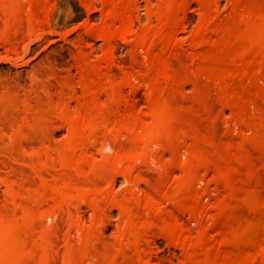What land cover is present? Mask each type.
I'll list each match as a JSON object with an SVG mask.
<instances>
[{"label":"rangeland","instance_id":"obj_1","mask_svg":"<svg viewBox=\"0 0 264 264\" xmlns=\"http://www.w3.org/2000/svg\"><path fill=\"white\" fill-rule=\"evenodd\" d=\"M234 1L237 2V0H0V264H238L239 258L241 259L240 261L243 262H241L242 264H252L254 261L256 262V258H258L259 262H254L253 264H264V254H262L264 253V248L263 252H261L260 249H262V246L258 247V244L261 245L260 241L264 237H261L263 235H259V237H261L260 240L257 235V233L260 234L258 231L263 230L264 232V229H256L258 227L249 226L253 224L255 216H257V214L260 212L259 210H261L263 213L262 214L260 212L262 219L264 220V209L262 203L264 201V195H261L264 194V192H259V185H257V183L264 184V182L262 183L261 180V178L264 179V176L260 175L261 172V174L264 175V172L262 171V167H264V161H262L264 160L262 158L264 157V154H262L264 153V147L262 145L264 140L260 145L259 143L256 144L255 141L257 140H255V137L251 138L254 141L253 143L252 140H250V137L254 136L253 134L255 133L257 126L256 121L259 117L258 114L260 111L261 113L263 112L262 108L264 109L262 104L260 105V103L256 102L253 103V101L256 100L255 97H258L257 102H261L260 98H262L264 94V86H261V89L263 87L262 90L259 89V85H264V77H262L259 73V71L264 72L263 64V68L261 67L262 70H260V68L258 69L259 65L261 66L263 61L261 58L264 54L261 52L264 50V46H262L264 45V39L263 37H256L255 34L257 32L256 30L259 29L260 24H262V29L264 30V20H258L259 17H256L255 20H253V16L251 17L250 13H247L248 8L250 11L254 12V10H251L250 8L252 7L251 4L257 7L259 6L258 4H260L261 10L263 9L262 5L264 7V4L261 3L262 0H256L257 3H255V0H244L243 2H241L242 0H238L239 5H237V3ZM250 1L253 3H250ZM239 2L245 5L242 7V9L245 10L244 12L241 9L242 4ZM254 3L256 5H254ZM235 8L239 10H237V12H241L240 14L242 18L239 17V13L236 12L234 14ZM230 14L234 19L231 20V18H229V16H231ZM246 15L247 18L245 19ZM30 18L32 19L31 22H33L32 25L29 21ZM226 18H229V24ZM222 19H225L226 22H224ZM247 20L252 21V23L254 22L253 24L250 22V25L256 28V30L254 29L253 31L251 30L252 27L247 26ZM245 22L247 24H245ZM224 23L227 26L222 29V25L224 26ZM256 23L258 25H256ZM240 24L242 26H240ZM27 26H30V29ZM236 26L241 27V31H239V28L236 29ZM231 27L236 29V31ZM246 28L247 30L249 29L248 32L251 31L248 34H251L252 36L248 37ZM28 29L31 31L30 34L28 33ZM245 30L246 32L244 33ZM238 32H240L241 35ZM231 34L235 36L237 41L233 36H231ZM243 36H246V38ZM251 37L255 38L252 39ZM223 39H226L225 45L222 41ZM230 39H232V42H230V45H227V43L231 41ZM258 40L263 43L260 45L262 48L259 47L260 42H258ZM236 42H239V44L237 45ZM240 42L242 45H240ZM252 42H254L256 46ZM247 43L249 45H246ZM217 45H219V47ZM239 46H241V48ZM244 46H248V50L250 52L247 50V48L245 50ZM255 47L258 51L263 49L257 53L259 60L256 59V55L253 54L252 51ZM232 48L235 50H232ZM240 49H244V51H241L243 52L241 55L239 54ZM220 51L221 53H219ZM230 52H235V54H231ZM204 53H206V55H204ZM208 53L209 55L218 54L220 57H214L211 55L214 61L213 62L212 58L207 55ZM247 53L248 56L246 55ZM224 54L227 56L228 60ZM229 54L232 56V58L235 56V60L231 59L230 56L228 57ZM237 54L240 56H237ZM251 54L254 55L253 58L256 60L257 67L255 64H250L254 62V60L249 62V59L252 60ZM249 55L251 58L248 59L247 57H249ZM205 56L210 57L211 62L208 61L209 59L205 60L208 58ZM241 56L243 59H241ZM219 59H221L223 63H220L221 61ZM164 60H166V62L168 61V63L165 62L168 64V66L166 67L163 65L167 69L162 70V65L160 66V64H163ZM232 60H245L247 64L242 65L244 62H240L241 65H238ZM160 61L163 62L161 63ZM224 62L226 63V67H224ZM228 62L235 65L236 67L238 65L237 71L242 72L239 74H250L248 78L249 81L247 79L248 76L246 77V75H239L234 69V66L231 68V65ZM151 63L152 65H150ZM158 64L159 66L156 68V65ZM208 64H210V68L211 66L216 67L212 68L214 71L211 69H209L211 71L208 70ZM248 64L251 65L250 69L256 68L257 70H245L246 65ZM39 65L42 69H38L40 68ZM175 65L178 67L176 68ZM182 65H184V67ZM252 66L255 68H252ZM168 67H170V69H168ZM179 68L183 70L178 72L176 69ZM151 69L152 71H149ZM227 69L228 71H233L231 72L232 74L224 72L227 71ZM35 70L38 72V74ZM172 70L175 72L172 73ZM43 71H48L49 73H45ZM220 71L221 75L223 74V76L219 77ZM234 72H236L235 76H233ZM251 72H255V74L253 73L255 76H253ZM263 72L261 73L264 75ZM160 73H162L163 77ZM46 74L48 75L46 76ZM168 74L173 76L176 74V77H169ZM225 74L229 75L227 76ZM257 74L260 75L259 78ZM35 75L37 76L35 77ZM39 75L41 76L39 77ZM237 75L241 76V78L239 77L241 80L243 78V85L241 84V80L238 81L239 78H237ZM224 76H226L228 81L223 79ZM38 77L43 81L40 82ZM253 78L256 80H253ZM36 80L37 82L35 83ZM251 80L252 83H250ZM255 81L257 86L256 84L253 86L254 91L256 92L257 89L260 90V93L258 91L257 93H254V91L251 92L253 89H250V87L252 88V84H254ZM39 82L41 84H39ZM158 82L160 83L158 84ZM220 82L223 83V85ZM231 82H233V84ZM154 83H156V85ZM245 83L250 87H245ZM43 84L47 86L46 89L44 88L45 86ZM35 85L37 86L36 91L38 94H35V90L33 91L32 89L34 87L36 89ZM203 85L205 87H203ZM219 85L221 88H219ZM228 85H232V87L236 90L232 87V91L228 90ZM241 85L243 87H241ZM163 86L166 88V91L164 90ZM222 86L225 89H223ZM9 87H11L13 91H9ZM135 88H137V91H135L134 95L136 98L138 97L136 99V105L139 106L141 103V106L139 107H141L143 111H141L140 108L138 109L136 105L133 107L134 100L131 98V93H133L132 90H135ZM160 88L163 89V92ZM239 88L241 90L245 89L242 90L245 93L242 92L239 95L241 91ZM26 89L29 90L26 92ZM175 89L178 91H175ZM221 90H224V94L221 92ZM234 90H238L237 94L239 95L240 99ZM146 91H148V93ZM159 91L161 93H159ZM196 91H199V102L197 100L198 94ZM246 91H248V93L251 92V95H249ZM25 92L29 95L24 96L26 95ZM145 92L148 94V96L151 95L152 99H157L155 101L152 100V103H154L153 105L157 106V101H159L160 107L157 110V112L159 111V114L157 115L158 119L154 118L157 114V112L154 111L156 110L154 109L155 106L154 108L151 107L153 105H151L150 101H148V99L151 98H148ZM226 92H228V94ZM11 93L13 95L15 93V97L12 96ZM219 93L224 96V99ZM229 93H232V97H230ZM8 94H11V97H9ZM242 94L245 95L242 96ZM30 95H32V98ZM112 95H114L115 99L111 98L113 97ZM207 95L209 96L207 97ZM236 95L237 99L235 98V100L239 105L234 102L235 100L233 101L231 99L236 97ZM247 95L251 98H248ZM164 96L169 98L166 100L168 102L164 101ZM171 96L173 98H177V100L173 99ZM241 96L248 98V100L245 99L247 104L244 102V98ZM38 97H40V99ZM47 97H49V101L52 100L54 104L52 103L51 105L52 101L46 102L45 100L48 101ZM158 97H161V99ZM205 97H207V99ZM16 98H18L19 101ZM29 98H31V101ZM124 99L128 100L125 101ZM144 99H147L148 102H146ZM172 99L175 102L174 104ZM187 99L191 100L186 101ZM205 99L208 100L209 104L211 101V104L209 105ZM228 99L231 103L228 102ZM108 100H112L111 103H109ZM179 100L181 102H179ZM200 100H202V102ZM219 100L222 101L220 102ZM23 101L27 102L23 103ZM163 101L166 102L163 104L166 107L164 113L162 112L164 109L162 105ZM203 101L206 104H204ZM262 101H264V97L262 98ZM123 102H125L126 105ZM130 102H132V104ZM233 102L239 107L238 109L240 110L235 109ZM249 102L253 105H251ZM63 103L66 105L64 106ZM202 103L206 105V108L202 105ZM34 104H36V106H33ZM41 104L43 105L41 106ZM115 104L116 106L120 104V108L116 109L119 106L115 108ZM240 104H242V107ZM44 105H46V107ZM145 105H149L152 109H150V107L147 108ZM196 105L200 108H197ZM207 105L209 107H207ZM127 106H130L132 109L137 108L136 111L139 110L142 112L140 114L138 111V116L136 115L137 117H135L136 122L134 117V120L132 117L130 120V118L124 114L125 112L122 113L123 111L129 109ZM184 106L185 108L189 107V109L193 107L191 110L193 112L195 110L194 114L191 110L183 108L185 112L188 111L187 113L193 116L186 113L189 117H187L185 114L186 118L183 117L182 119L181 115H183L182 112L184 111L182 107ZM253 106H257L259 108V112ZM38 107H44V109ZM110 107L111 111L109 109ZM161 108L162 110H160ZM242 108H244L242 112L245 116L241 114ZM115 109L118 112H114ZM174 109L176 111H174ZM206 109H208L210 112H208ZM145 110L147 111V114ZM169 110L172 115L170 114ZM180 110H182V112ZM245 111L246 113L248 112V114H246ZM252 111L255 115H251ZM104 112L106 113L105 115ZM165 112L166 116L169 115V117L171 116L172 119H168V116L167 118H163V114L165 117ZM175 112L176 114H174ZM177 112H180V116L177 114ZM211 112L212 114L210 115ZM213 112L215 114H213ZM233 112L235 115L237 114V117L235 115L233 116ZM152 113L154 114L153 117H151ZM238 114L243 115V117L241 116L239 118ZM124 115L126 117H124ZM175 115L176 117L173 119L172 116ZM256 116L257 119L254 118ZM118 117H122L124 120L122 118H120L122 121L120 119L118 120ZM199 117L201 119H198ZM212 117L217 120L215 121L216 123L213 121ZM246 117H248V120ZM251 117L253 121L256 119V121H254L255 123L251 121ZM104 118L108 119L103 120ZM141 118L142 120L144 119L143 122ZM187 118L189 120L192 118L191 121L193 120L194 122L190 121V123ZM241 118L250 122L248 123ZM35 119L38 120L39 123L38 121L36 122ZM175 119L178 121V123ZM108 120L110 121L109 123ZM137 120L140 122V125ZM158 120L160 121L161 125H157L156 127V125H154L155 123H153V130H155V128L158 130L156 129L153 133V127H151L149 129H151L152 132H150L151 130L148 131L147 129L150 126L149 123L152 121L156 122L157 124V122H159ZM162 120H164L165 123L162 122ZM167 120L168 122H166ZM180 120H187L188 125H181L180 123L184 122ZM207 120H209L210 123ZM116 121H119V124L116 123ZM124 121L128 122L129 125ZM145 121L149 122L146 123ZM172 121L173 124L171 123ZM28 122H30V125ZM40 122L42 124L41 127H39ZM144 122L148 125H144ZM32 123H37V125H31ZM120 123H122V126H120ZM130 123L134 124L131 126ZM168 123L171 129L174 128L173 130L176 131H173L174 133H177L176 136L171 130H169V126H166ZM105 124L109 125L106 126ZM102 125L103 127L105 126L104 129H102ZM176 125L183 129H180L182 130L180 132L181 134H178V131L180 130ZM144 126L147 127L144 128ZM106 127H108L107 130L109 132L112 131L110 133L113 135H109L110 133L106 130ZM116 127L119 131L115 130ZM195 127L197 129L199 128V131ZM164 128L168 129L164 130ZM28 129H36L37 132L31 130V133L34 131V134L32 135L29 133L30 131ZM46 130L47 133L45 132ZM163 130L164 133H167L170 138L172 136V138L176 137L175 140L167 139L166 141V135L158 138L155 136H160ZM160 131L161 134H159ZM169 131H171V133ZM183 131H185L186 134ZM194 131H196V133ZM148 132L153 133V135L155 134L154 136L156 139L150 137L151 135L148 134ZM191 132H194L196 136ZM224 132H226L227 136L229 135L228 138L223 136L226 135ZM17 134L24 136H22V139L20 140V136ZM42 134L45 136L43 137ZM71 134L75 135H73L76 138H73L75 141L74 143L71 140ZM183 134L185 136H182ZM28 135L30 136V139L27 138L29 137ZM178 135L185 139H181ZM207 135H209V137ZM245 135L247 139L245 138ZM197 136L201 137L202 139L198 138ZM220 136H222V138ZM147 137L150 139L152 138L151 142H149L150 139L146 140ZM204 137H207L210 142L208 143V139ZM36 138L41 139V141H38V139L36 140ZM178 138L181 139L182 142ZM231 138L233 139L231 140ZM236 138L239 141H236L235 143L234 140H237ZM32 139L33 141H31ZM67 139H69V141ZM159 139H162V141L158 142ZM197 139L199 140L197 141ZM224 139L228 140L225 151L224 149H221L222 146L225 147L226 144ZM15 140H20L22 142L20 143L19 141L17 143ZM34 140L35 142L37 141V144L34 142ZM128 140L131 141L129 142ZM139 140H144L146 142L148 141V143L142 141L140 143ZM191 140L197 141L198 143L200 141L201 145L197 144L196 147L194 146L196 149L194 147L191 148V145L193 144ZM211 140L213 141L211 142ZM216 140L219 141V145L217 144L218 141ZM241 140L242 142H245L246 146H244V143H240ZM203 141H205V143ZM220 141L223 145L220 144ZM162 142L167 143L166 146L169 142V147L165 148L168 149L167 151L165 149L161 150L163 149L161 146ZM128 143L130 144L129 146L132 147V150H130L131 148L126 149V145H128ZM133 143L136 145L134 149ZM157 143L160 144L161 148ZM179 143L180 145L178 146ZM229 143H233V145L231 144L230 146ZM61 144L62 147H64L63 150L60 146ZM76 144L79 145L80 149ZM170 144L172 145L171 148L173 147L172 149L170 148ZM236 144H240L239 147H241L240 149L243 150L242 152L236 147ZM247 144L251 145L248 146ZM29 145L31 149L33 148L32 151L29 148ZM73 145H75V148ZM143 145L144 147L147 146L145 147V153L141 149L142 147L140 148V146ZM185 145L190 146L188 147V150L190 149L189 151L185 149ZM212 145L213 149L210 147ZM228 145L230 148H227ZM70 146L71 148L73 147V150L70 148ZM116 146L120 147L117 148ZM174 146H176V149ZM259 146L261 147V151L263 149V152H259ZM56 147L59 148L57 149ZM200 147H203L205 151L201 148L200 150L202 152H199ZM45 148H48V152L45 151ZM135 148H137V150L140 149L143 153L135 152ZM251 148L253 149L251 150ZM66 149H68V151ZM148 149H150V152ZM215 149H217V151ZM230 149L232 152H236V154H233ZM40 150H44L42 151V155H37L40 154ZM57 150L61 151L59 152ZM171 150L173 151L172 154ZM246 150H248V156L251 158L245 156L247 155V153L244 154V152H247ZM151 151H154L156 154H151ZM122 152H124L123 155ZM146 152H148L150 155ZM178 152H183V155ZM192 152H194L196 156ZM218 152H220V155H217ZM250 152L251 154L254 152L252 154L254 157L252 155L250 156ZM31 153H33V155ZM34 153H36L38 159ZM185 153L188 155H185ZM231 153L233 154V160H237L234 158L235 156L238 158L236 162L231 161L234 163V165L229 162L231 158L230 156H232ZM237 153L240 156H238ZM67 154L68 156H66ZM116 154H120L122 156L119 155L118 157H115L114 155ZM26 155H29L31 157L29 159H32V161L28 160L27 158L29 156ZM61 155H63L62 159L59 158L58 160L56 158L55 160L54 157H61ZM203 155H206L209 158H206V156L204 157ZM50 156H52V158H50ZM152 156H155V158ZM199 156H201V158ZM39 157H41V161H38ZM90 157H93L92 160H90ZM247 157L251 162L247 161ZM33 158L35 159L34 161L37 160V163H34ZM53 158L54 161H52ZM175 158L180 160H176ZM205 158L208 160H206L207 162L204 160ZM217 158L219 160H217ZM139 159H141L140 162H138ZM145 159L149 161L147 162ZM194 159H196V161L198 160L199 165ZM220 159L225 161V165L224 163L222 164L223 161ZM225 159H228V161ZM193 160L194 162L192 163ZM245 161H247V163ZM252 161H255V163L253 164ZM29 162H31V167ZM46 162L47 165L49 163L50 165L47 166ZM59 162H63L64 165L63 163L59 165ZM205 162L207 164H205ZM40 163L42 164L41 166L38 165ZM139 163L142 164L140 165ZM250 163H252V166ZM226 164L227 166L230 164L232 167L229 168L226 166ZM211 166L213 168H211ZM214 166L217 167L215 168ZM224 167L228 169L224 170ZM255 167H257V169ZM36 168L38 169L37 171H35ZM218 168L220 169V172L218 171ZM61 169H63V171ZM59 171H62L61 174H63L60 175ZM72 172H74L73 175H68ZM78 172L83 173L84 175L78 174ZM92 172L94 174H92ZM95 172H97V177L94 176ZM90 173L91 176H93L92 178L101 177L98 180L99 187L96 189L93 188L96 191L98 190L97 192H94L93 189H90L91 185L89 183L87 184L86 181H79L82 180V177L87 174L88 177H91ZM100 173L103 175H100ZM221 173L223 174L221 175ZM225 173L226 176L224 175ZM133 174L135 175L134 177ZM237 174L240 175V177L245 175L246 178L243 177L244 180L243 178L240 179ZM253 174H258L257 176H261V178H259L260 180L254 179L256 176H253ZM248 175H250V181V178L247 177ZM62 176H66L65 179L71 184L66 182L65 179L64 181L66 183H63V179H61L63 178ZM217 176L219 177L217 178ZM232 176L233 178H231ZM70 177L72 179H70ZM227 177L230 178V180ZM237 177L240 180L239 182H237ZM223 178H227L228 180H226L228 182L226 183L225 179L223 180ZM76 180L78 181L76 182ZM222 180L223 182L225 181L223 184ZM21 181L22 186L20 185ZM23 181L25 185L23 184ZM39 182L41 185H43L41 186ZM51 182L52 184H49ZM54 182L56 183V186H54ZM83 182L84 185L86 184V186H83ZM231 182H234V187ZM235 182H237V184ZM245 184L248 186H245ZM155 185L158 186L156 187ZM239 185L241 189L238 191ZM69 186H71V188H69ZM21 187L24 188L21 189ZM51 187H53V189H51ZM87 187L90 189V192L88 191ZM234 188L237 189V193L233 190ZM245 188H249L250 191L252 190L251 188H256L252 190L253 192H251L253 194L256 192L257 197L255 194L252 195V193H249L250 191L248 189L247 192L249 194H246ZM105 190H107L106 192H110L111 190L112 195L110 193V196L107 195ZM91 191L93 193H91ZM241 191H243V193ZM232 193H234V195ZM223 195H228L227 197L229 201H227V203L225 202V205L229 204V208L227 209V206L224 205V207L229 210L228 212L226 209L224 210V207H221L220 204L217 205V203H220V201H226V197L224 200L219 199L224 198ZM258 195L261 196L262 201L259 200L260 198ZM256 198L259 199L257 200ZM217 199H219V201H217ZM234 199L236 200V205L234 204ZM245 200H248L250 203L248 201V203H246ZM259 201H261L262 204ZM223 202H221V204H223ZM237 203H245V209L247 208L248 211L247 209L245 210L244 208H240L241 205L237 206ZM248 204L252 205L249 206ZM247 205L249 207H247ZM256 205L259 206L256 208ZM220 210H224L226 212H223V217H226L224 214L229 213L227 220L222 218V212L220 213ZM237 210L239 212H237ZM245 211L247 212L246 216L248 217L245 216ZM233 212L236 214V220L240 217L238 222L240 221L242 223H240L242 228L234 219L233 215L230 216V213L233 214ZM229 216L231 217V220L228 219ZM241 217L245 218V221H243L246 225L243 224ZM232 219L237 222L235 225H238L243 231L241 232L245 235L252 236V233L255 230L253 236L256 235V238L251 237L250 240L251 244L252 241L253 243L255 242V248L253 245L251 246V244H248L249 240L247 236H244L238 232L240 231L239 227L237 228V226H235L237 231H234L232 228L234 226ZM149 221H151L150 225L147 223ZM221 221H223V225L221 224ZM224 221H227V223L229 222L228 224H231V226L225 224ZM248 221L251 224L248 223ZM144 223L147 224L146 228L143 227ZM224 225H226V227L229 226V228L231 227L230 229H232L233 234L238 233V235H236L239 237L234 236L236 237L234 238L236 241L233 242V236H230L229 234L231 230L229 231V228H226ZM249 227H252L253 230L251 228L249 230ZM245 229H248V231ZM224 231H226L227 234ZM240 234L242 237H240ZM228 235L232 238V241L230 240L231 243L230 241L226 240V236ZM231 238L228 237V239ZM243 238H246L244 242L245 245L243 243V246L245 247L241 245L240 247L237 242H242ZM257 238L259 239L258 241ZM237 239L240 241H237ZM117 240H119L121 244ZM115 241L117 242V245L114 244L116 243ZM135 241H137V244ZM225 241L228 243L226 244ZM45 242L46 244H44ZM118 243L120 244L121 249H118L117 251V248L119 247ZM224 244L226 245L225 247H227V250L229 249V244L236 250L238 249L237 252L234 248H231L229 249L230 253H228L226 249L224 250ZM249 245L250 248L252 247L251 250L248 247ZM262 245L264 247V242ZM246 246L248 247L247 250L249 251L245 249L247 248ZM239 247L242 250L239 249ZM43 249L45 250V253H43ZM123 249L124 252H121ZM232 249L236 254L232 252ZM253 249L256 250L254 251ZM223 250L226 256H223ZM245 252H249L251 255L253 253L257 254L256 252H258V254L261 253L262 255L260 254L261 257H259V255H257L258 257L253 255L256 256V258H249V253L245 255ZM227 253L229 256H232L231 258L233 260L235 258L236 263H230L227 262V258L224 259L225 261L223 258H221L227 257ZM243 254L245 258H243ZM219 256L221 260L219 259ZM229 256L228 261H231ZM236 256H239L238 259ZM259 258H261V260ZM243 259L245 261H243ZM119 260H121V262ZM129 260L133 262H129ZM218 260L221 262H218Z\"/></svg>","mask_w":264,"mask_h":264},{"label":"bare ground","instance_id":"obj_2","mask_svg":"<svg viewBox=\"0 0 264 264\" xmlns=\"http://www.w3.org/2000/svg\"><path fill=\"white\" fill-rule=\"evenodd\" d=\"M240 1H241V0H240ZM243 1H244V0H242L241 2H243ZM257 1H258V0H257ZM234 2H235V1H234ZM241 2H239V3H241ZM235 3H237V5H239V4H238V0H237V2H235ZM244 3H245V2H244ZM250 3H253V2L250 1ZM255 3H257L256 0H255ZM255 3H254V5H256ZM261 3L264 4V0H262ZM241 4H242V3H241ZM248 4H249V3H248ZM207 5H208V4H207ZM232 5H234V4H232ZM258 5H259V6L257 7V6H253V4H251L252 7H250V8H251V10H254V12H253V11H250L249 8L247 7V8H248L247 13H248V14L250 13L251 17L253 16V18H254L253 20H255L256 17H259L258 20H264V11H263V10H264V7H263V5H262V8H263V9L261 10V8H260V4H258ZM183 6H184V5H183ZM208 6H210V5H208ZM234 6H235V5H234ZM240 6H241V5H240ZM243 6H245V5L242 4L241 9H242ZM247 6H248V5H247ZM249 6H250V4H249ZM236 7H237V6H236ZM232 8H233V6H232ZM238 8H239V7H238ZM244 8H245V7H244ZM233 9H234V8H233ZM233 9H232V10H233ZM237 10H238V9L235 8V12H234V14L237 12ZM242 10H243V9H242ZM238 11H239V10H238ZM244 11H245V10H243V12H244ZM237 13H239V12H237ZM240 13H241V12H240ZM240 13H239V14H240ZM245 13H246V12H245ZM230 15H231V14H230ZM236 15H237V14H236ZM243 15H245V14H243ZM233 16H234V15H233ZM237 16H238V15H237ZM30 17H31V16H30ZM239 17L242 18L241 14L239 15ZM229 18H231V20L234 19V18L232 17V15L229 16ZM229 18H228V19L226 18L227 22L230 21ZM246 18H247V15L245 16V19H246ZM31 20H32V19L30 18L29 21L31 22ZM33 20H34V19H33ZM222 20H223V19H222ZM235 20H236V19H235ZM256 20H257V19H256ZM223 21L226 22L225 19H224ZM239 21H240V19H239ZM239 21H238V23H239ZM247 21H248V24H249V25H248L246 22H245V24H247V26L252 27V26L250 25V24L252 23V21H250V20H247ZM250 22H251V23H250ZM220 23H221V22H220ZM231 23H232V22H231ZM235 23H236V22H235ZM253 23H254V22H253ZM253 23H252V24H253ZM257 23H259V22H257ZM257 23H256V25H258ZM262 23H263V22H262ZM30 24L32 25L33 22H31ZM216 24H218V23H216ZM221 24H222V23H221ZM228 24H229V22H228ZM243 24H244V23H243ZM245 24H244V25H245ZM259 24H260V23H259ZM218 25H220V24H218ZM218 25H217V26H218ZM233 25H234V24H233ZM237 25H238V24H237ZM244 25H243V26H244ZM256 25H255V26H256ZM260 25H261V26H260ZM260 25H259V29H258V30H256V28H254V27H252L251 30L254 31V29H255V30L257 31V32L255 33V34H256V37H263V39H264V36H263V35H264V34H263V33H264V30L262 29V28H263V27H262V24H260ZM226 26H227V25L224 23V26L222 25V29L225 28ZM228 26H229V25H228ZM231 26H232V25H231ZM240 26H242V25L240 24ZM247 26H246V27H247ZM27 27L30 29V26H27ZM229 27H230V26H229ZM232 27H233V26H232ZM232 27H231V28H232ZM236 27H237V28H236ZM236 27H235L236 29L239 28V31H241V30H240L241 27H239V26H236ZM260 27H261V29H260ZM31 28H32V27H31ZM218 28H219V27H218ZM244 28H245V26H244ZM29 29H28V30H29ZM32 29H33V28H32ZM32 29H31V30H32ZM219 29H221V28H219ZM232 29H233V28H232ZM236 29H233V30L236 31ZM26 30H27V29H26ZM243 30H244V29H243ZM243 30H242V31H243ZM246 30H247V28H246ZM246 30L244 31V33L246 32ZM248 30H249V29H248ZM248 30H247V35H248V37H250V36H252V35H251V34H248V33L251 32V31L248 32ZM230 31H231V30H230ZM259 31H260V32H259ZM26 32H27V31H26ZM30 32H31V31L29 30L28 33L30 34ZM258 32H259V33H258ZM236 33H237V32H236ZM238 33L241 35L240 32H238ZM253 33H254V32H253ZM262 34H263V35H262ZM244 35H245V34H244ZM257 35H258V36H257ZM231 36H233V35L231 34ZM10 37H11V36H10ZM233 37L235 38V36H233ZM236 37H237V34H236ZM243 37L246 38V36H243ZM226 38H227V36H226ZM251 38L254 39L255 37H251ZM248 39H250V38H248ZM263 39H262V40H263ZM230 40H231V41L228 40L229 43H227V45H230V44H231L230 42H232V39H230ZM233 40H234V39H233ZM235 40L237 41L236 38H235ZM244 40H245V39H244ZM222 41L224 42V45H225V44H226V43H225V42H226V39H223ZM249 41H250V40H249ZM251 41H254V40H251ZM223 42H222V43H223ZM241 42H242V41H241ZM241 42H240V45H242ZM256 42H257V41H256ZM258 42H260V44H259V47H260V45L263 44V43H261V41H259V40H258ZM263 42H264V40H263ZM236 43H237V45L239 44V42H236ZM248 43H249V42H248ZM248 43H247L246 45H249ZM252 43H254V42H252ZM243 44H245V43H243ZM254 44H255V43H254ZM257 44H258V43H257ZM233 45H234V44H233ZM252 45H253V44H252ZM217 46L219 47V45H217ZM253 46H254V45H253ZM255 46H256V44H255ZM262 46H264V45H262ZM262 46H261L260 48H262ZM227 47H228V46H227ZM235 47H236V45H235ZM237 47H238V46H237ZM239 47L241 48V46H239ZM244 47H245V46H244ZM250 47H251V44H250ZM257 47H258V46H257ZM246 48H247V50H248V46L245 47V50H246ZM263 48H264V47H263ZM236 49H237V48H236ZM249 49H250V48H249ZM254 49H255V50H254ZM254 49L252 50V51H253V54H255V55H256V56H255L256 59L259 60V58H258L259 56H258L257 53H259V52L262 51L263 49H260L259 51L256 50V47H255ZM220 50L222 51L221 48H220ZM232 50H235V49L232 48ZM221 51H220L219 53H221ZM237 51H238V50H237ZM237 51H236V52H237ZM241 51H244V49H242V50L240 49V52L238 51L240 55H241V53L243 54V52H241ZM248 51H249V50H248ZM252 51H251V52H252ZM255 51H256V53H255ZM257 51H258V52H257ZM249 52H250V51H249ZM214 53H215V52H214ZM230 53H231V54H232V53L235 54V52H230ZM245 53H246V52H245ZM245 53H244V55H245ZM261 53L264 54V50H263ZM261 53H260V54H261ZM215 54H216V53H215ZM239 54H237V56H240ZM253 54H251L252 58L250 57V55H249V57H247V58H248V59H249V58L252 59V60L249 59V62H252V61L254 60V62H252V63H250V64H251V65H254V64H255L256 67H257V63H256V60L253 58V57H254ZM204 55H206V53H204ZM207 55L210 56V57L212 58L211 55H213V54L209 55V53H208ZM222 55H223V54H222ZM224 55H225V54H224ZM246 55L248 56V53H247ZM202 56H203V55H202ZM208 56H205V57H208ZM213 56L216 57V56H219V55L217 54V55H213ZM229 56L231 57V59H234V60H235V58H234L235 56H234L233 58H232V56H231L230 54L228 55V57H229ZM205 57H204V58H205ZM210 57L206 58L205 60H208V59H209L208 61L211 62V58H210ZM219 57H220V56H219ZM222 57H223V56H222ZM222 57H221V58H222ZM225 57H226V59H227V56H226V55H225ZM260 57H261V56H260ZM263 57H264V55H263L262 58H261V59L263 60L262 63L260 62V63H261V66L258 64V65H259L258 69L260 68V70H262V68H263V66H264V58H263ZM236 58H238V57H236ZM214 59H215V58H214ZM231 59H230V60H231ZM241 59H243L242 56H241ZM244 59H245V58H244ZM205 60H204V62H205ZM219 60L221 61V59H219ZM227 60H228V59H227ZM234 60H232V61H233L234 63L236 62L238 65H241L240 62H244V63H242V65H243V64H244V65L247 64V63L245 62V60H242V61H241V60H237L239 63H238L237 61H234ZM258 60H257V61H258ZM158 61H159V60H158ZM212 61H213V58H212ZM215 61H217V60H215ZM224 61H225V58H224ZM246 61H247V59H246ZM150 62H151V61H150ZM160 62H161V61H160ZM160 62H159V63H160ZM162 62H163V61H162ZM162 62H161V63H162ZM165 62H166V60H164V63H163V64H160V66L162 65V67H163V68L161 67L162 70H163V69H164V70L167 69L166 67L168 66V64H166V63H168V61H167L166 63H165ZM213 62H214V61H213ZM247 62H248V61H247ZM155 63H157V62H155ZM172 63H173V62H172ZM217 63H218V62H217ZM220 63H223V62L221 61ZM228 63H229V62H228ZM236 63H235V64H236ZM165 64H166V65H165ZM169 64H170V63H169ZM173 64H175V63H173ZM205 64H206V63H205ZM225 64H226V63L224 62V65H225ZM229 64L231 65V68H232V66H234V69L236 70V72H237L238 74L241 72V71H240V72L237 71V70H238V69H237L238 65H237V67H236L235 65H233V64H231V63H229ZM262 64H263V66H262ZM150 65H152V63H151ZM163 65L166 66V67H164ZM209 65H210V64H208V66H209ZM213 65H214V64H213ZM220 65H221V64H220ZM251 65H249V64L246 65V69H245V70H248V71H251V70H257V69H256L255 67H253V66H252V68H255V69H250V68H251ZM41 66H43V65H41ZM158 66H159V64L156 65V68H158ZM170 66H171V64H170ZM175 66H176V65H175ZM175 66H174V67H175ZM182 66L184 67V65H182ZM208 66H207V67H208ZM217 66H218V65H217ZM39 67H40V65H39ZM154 67H155V64H154ZM177 67H178V66H176V68H177ZM183 67H182V68H183ZM214 67H215V66H214ZM214 67L211 66V68H210V66H209V67H208V70H209V69L213 70L212 68H214ZM218 67H219V66H218ZM222 67H223V66H222ZM224 67H226V65H225ZM235 67H236V68H235ZM242 67H243V66H242ZM261 67H262V68H261ZM150 68H151V66H150ZM152 68H153V67H152ZM215 68H216V67H215ZM228 68H229V67H228ZM248 68H249V69H248ZM38 69H42V68L40 67V68H38ZM47 69H48V68H47ZM159 69H160V68H159ZM168 69H170V67H168ZM225 69H226V68H225ZM240 69H241V68H240ZM36 70H37V69H36ZM36 70H35V71H36ZM45 70H46V69H45ZM176 70L179 72V71L181 70V68L176 69ZM182 70H183V69H182ZM182 70H181V71H182ZM211 70H209V71H211ZM218 70H221V69H218ZM223 70H224V69H223ZM242 70H243V68H242ZM41 71H42V70H41ZM48 71H49V69H48ZM48 71H47V72H48ZM149 71H152V69L149 70ZM155 71H156V70H155ZM169 71H170V70H169ZM172 71H173V70H172ZM213 71H214V70H213ZM258 71H259V70H258ZM36 72H37V71H36ZM43 72L47 73L46 71H43ZM163 72H164V71H163ZM163 72H162V73H163ZM167 72H168V71H167ZM174 72H175V71H173L172 73H174ZM222 72H223V71H222ZM224 72H228V73L232 74L231 72H233V71H228V69H227V71H224ZM236 72H234L235 74L233 73V76L236 75ZM246 72H247V71H246ZM261 72H263V71H261ZM261 72L259 71L260 75H261L262 77H264V75H263ZM48 73H49V72H48ZM157 73H158V72H157ZM162 73H160V74L162 75ZM241 73H242V72H241ZM251 73H252V75H253V73L255 74V72H251ZM263 73H264V72H263ZM37 74H38V72H37ZM33 75H34V73H33ZM47 75H48V74H46V76H47ZM165 75H166V74H165ZM175 75H176V74H175ZM175 75H174V76H175ZM225 75H227V74H225ZM228 75H229V74H228ZM228 75H227V76H228ZM239 75H246V73H245V74H239ZM249 75H250V74H249ZM249 75H248V74L246 75V77L248 76L247 79L249 78ZM257 75H258V74H257ZM257 75H256V76H257ZM260 75H258V78H259ZM36 76H37V75H35V77H36ZM40 76H41V75H39V77H40ZM43 76H45V75H43ZM168 76L170 77V76H173V75H171V74L169 75V74H168ZM168 76H167V78H168ZM174 76H173V77H174ZM220 76H223V74L221 75V71H220V73H219V77H220ZM253 76H255V75H253ZM30 77H31V76H30ZM39 77H38V79H39ZM150 77H151V76H150ZM162 77H163V75H162ZM173 77H172V78H173ZM175 77H176V76H175ZM175 77H174V78H175ZM239 77L241 78V76H238V75H237V78H239ZM243 77H244V76H243ZM167 78H166V79H167ZM225 78H226V76H224L223 79H224L225 81H226V80L228 81V79H227V78L225 79ZM229 78H231V77H229ZM232 78H234V77H232ZM240 78H239L238 81L241 80ZM152 79H153V78H152ZM234 79H235V78H234ZM234 79H233V80H234ZM245 79H246V78H245ZM251 79H252V78H251ZM256 79H257V77H256ZM256 79L253 78V80H256ZM32 80H33V78H32ZM159 80H160V79H159ZM219 80H220V79H219ZM229 80H230V79H229ZM242 80H243V78H242ZM242 80H241V84H242ZM39 81L41 82V81H43V80H42V79H41V80L39 79ZM160 81H162V80H160ZM230 81H231V80H230ZM230 81H229V82H230ZM234 81H235V80H234ZM248 81H249V79H248ZM263 81H264V80H263ZM263 81H262V82H263ZM36 82H37V80L35 81V83H36ZM40 82H39V84H41ZM222 82H223V81H222ZM236 82H237V81H236ZM244 82H245V81H244ZM246 82H247V81H246ZM259 82H260V81H259ZM35 83H34V84H35ZM151 83H152V82H151ZM159 83H160V82H158V84H159ZM162 83H163V82H162ZM206 83H207V82H206ZM220 83H221V82H220ZM231 83L233 84V82H231ZM237 83H238V82H237ZM250 83H252V80H251ZM34 84H33V86H34ZM154 84L156 85V83H154ZM221 84L223 85V83H221ZM224 84H225V82H224ZM255 84H256V81L254 82V84H252V88H251L250 86H247L246 83H245L244 86H245V87H250V89H253L252 91H251V90H250V91L253 92V91H254L253 86H254ZM37 85H38V83H37ZM43 85H44V84H43ZM43 85H42V86H43ZM161 85H162V84H161ZM167 85H168V84H167ZM225 85H226V84H225ZM234 85H235V84H234ZM238 85H240V84H238ZM242 85H243V84H242ZM242 85H241V87H243ZM249 85H251V84H249ZM8 86H9V85H8ZM10 86H11V85H10ZM31 86H32V85H31ZM35 86H36V85H35ZM44 86H45L44 88L46 89L47 86H46V85H44ZM153 86H154V85H153ZM157 86H158V85H157ZM172 86H173V85H172ZM206 86H207V85H206ZM219 86H220V85H219ZM219 86H218V87H219ZM256 86H257V84H256ZM261 86H264V85H259V89H261ZM29 87H30V86H29ZM29 87H28V88H29ZM40 87H41V86H40ZM150 87H151V86H150ZM150 87H149V88H150ZM203 87H205V86L203 85ZM222 87H223V86H222ZM226 87H227V85H226ZM228 87H229L228 90L232 91V90H231L232 85H231V86L228 85ZM245 87H244V88H245ZM9 88H10L9 91H11V90H12L11 87H9ZM12 88H13V86H12ZM149 88H148V89H149ZM163 88H164V86H163ZM171 88H174V87H171ZM175 88H177V87H175ZM219 88H221V86H220ZM232 88H233V87H232ZM236 88H237V85H236ZM32 89H33V91L35 90V92H36L35 94H38L37 91H36V90H37V86H36V89H35V87L32 88ZM38 89H39V88H38ZM41 89H42V88H41ZM160 89H161V88H160ZM205 89H206V88H205ZM205 89H204V90H205ZM223 89H225V88L223 87ZM233 89H235V88H233ZM239 89H240V88H239ZM247 89H248V88H247ZM247 89H246V90H247ZM262 89H263V87H262ZM262 89H261V90H262ZM27 90H29V89H26V92H27ZM161 90H162V92H163V89H161ZM164 90L166 91V88H164ZM169 90H170V89H169ZM176 90H177V89H175V91H176ZM235 90H236V89H235ZM235 90H234V91H235ZM240 90H241V89H240ZM242 90H245V89H242ZM242 90L240 91L239 95L243 92ZM12 91H13V90H12ZM42 91H43V90H42ZM45 91H46V90H45ZM47 91H48V90H47ZM135 91H137V88H135V90H132L133 93H131V95H132L131 98H132V100H134V103H133L134 106H133V107H135V105H136V99L138 98V97L136 98V96L134 95ZM149 91H150V90H149ZM175 91H174V92H175ZM177 91H178V90H177ZM217 91H218V90H217ZM223 91H224V90H223ZM223 91L221 90V92L224 94ZM226 91H227V88H226ZM234 91H233V92H234ZM257 91L259 92L260 90H257V89H256V92L254 91V93H257ZM14 92H16V91H14ZM26 92H25V93H26ZM146 92L148 93V91H146ZM146 92H145V94L148 96V94H147ZM152 92H153V91H152ZM170 92H171V91H170ZM170 92H169V93H170ZM198 92H199V91H196L197 94H198ZM218 92H220V91H218ZM233 92H232V93H233ZM235 92H236V94H237V93H238V90L235 91ZM246 92L248 93V91H246ZM251 92L248 93V94L251 95ZM261 92H262V91H261ZM17 93H18V92H17ZM17 93H16V94H17ZM29 93H30V91H29ZM31 93H32V92H31ZM45 93H47V92H45ZM136 93H137V92H136ZM159 93H161V92L159 91ZM167 93H168V91H167ZM201 93H202V92H201ZM204 93H205V92H204ZM226 93L228 94V92H226ZM232 93H229L230 97H232V96H231ZM243 93H245V92H243ZM259 93H260V92H259ZM11 94H12V93H11ZM11 94H10V95H11ZM18 94H19V93H18ZM156 94H157V93H156ZM170 94H172V93H170ZM175 94H176V92H175ZM191 94H192V93H191ZM219 94H221V93H219ZM262 94H263V93H262ZM8 95H9V94H8ZM10 95H9V97H11ZM27 95H29V94L26 93V95H24V96H27ZM131 95H130V96H131ZM143 95H144V93H143ZM158 95H159V94H158ZM178 95H179V94H178ZM194 95H195V93H194ZM203 95H205V94H203ZM237 95H238V94H237ZM237 95H236V97H233L234 99H233V98H231V99L234 101L235 98L237 99ZM239 95H238V97H239ZM244 95H245V94H244ZM244 95L242 94V96H244ZM252 95H253V94H252ZM12 96L15 97V93H14V95L12 94ZM22 96H23V95H22ZM24 96H23V97H24ZM49 96H50V95H49ZM112 96H113V97H111V98H112V99H113V98L115 99L114 95H112ZM118 96H119V95H118ZM118 96H117V97H118ZM133 96H135V97H133ZM147 96H144V97H147ZM149 96H150V97H149ZM149 96H148V98H151V95H149ZM153 96H155V95H153ZM153 96H152V97H153ZM169 96H170V95H169ZM172 96H174V95H172ZM172 96H171V97H172ZM205 96H206V95H205ZM208 96H209V95H207V97H208ZM217 96H218V94H217ZM221 96H222L223 99H224V96H223L222 94H221ZM233 96H235V95H233ZM242 96H241V97H242ZM247 96H248V95H247ZM28 97H29V96H28ZM30 97L32 98V95H30ZM121 97H123V96H121ZM162 97H163V95H162ZM164 97H165V96H164ZM176 97H177V96H176ZM179 97H180V96H179ZM188 97H189V96H188ZM195 97H196V96H195ZM202 97H203V96H202ZM207 97H205V98L207 99ZM225 97L228 98L227 96H225ZM263 97H264V94H263ZM263 97H262V98H263ZM18 98H19V96H18ZM18 98H16V99L18 100ZM20 98H21V97H20ZM31 98H29L30 101H31ZM33 98H34V97H33ZM38 98L40 99V97H38ZM50 98H51V97H50ZM64 98H65V97H64ZM131 98H130V99H131ZM141 98H142V97H141ZM158 98L161 99V97H158ZM167 98H168V97L166 96V97H165V100H164L163 98H162V99H163L164 101H166ZM172 98H173V97H172ZM180 98H181V97H180ZM218 98H219V96H218ZM242 98H244L243 100H244V102L247 104V102L245 101V99L248 100V98H251V97L248 96V98H247V97H246V98H245V97H242ZM242 98H241V99H242ZM253 98H254V97H253ZM257 98H258V97H257ZM257 98L255 97L256 100L253 101V103H255V102H256V103H260V105L262 104V105L264 106V103H263L264 101H262V98H260V99H261L260 101H261L262 103L259 102V101L257 102ZM11 99H12V98H11ZM13 99H15V98H13ZM47 99H48V101L45 100L46 102H50V101H52V100L49 101V97H47ZM61 99H62V97H61ZM68 99H69V98H68ZM120 99H121V98H120ZM168 99H169V98H168ZM173 99L177 100V98H173ZM173 99H172V100H173ZM182 99H183V98H182ZM206 99H205V100H206ZM221 99H222V98H221ZM239 99H240V97H239ZM23 100H24V99H23ZM26 100H27V99H26ZM34 100H35V99H34ZM64 100H65V99H64ZM66 100H67V99H66ZM116 100H118V99H116ZM121 100H123V99H121ZM121 100H118V101H121ZM124 100H125V99H124ZM126 100H128V99H126ZM126 100H125V101H126ZM141 100H142V99H141ZM144 100H145L146 102L150 101L151 105H153L154 103H152V100L155 101V100H157V99L154 100V99L151 98V99H148V101H147V99H144ZM180 100H181V99H180ZM180 100H179V102H181ZM188 100H191V99H187L186 101H188ZM197 100H198V102H199V94H198V99H197ZM202 100H203V98H202ZM202 100H200V101L202 102ZM228 100H229V99H228ZM253 100H254V99H253ZM14 101H15V100H14ZM18 101H19V100H18ZM36 101H37V100H36ZM61 101H62V100H61ZM108 101H109V103H111L112 100H108ZM138 101H139V100H138ZM164 101H163L162 105L165 104L166 102H168V101H166V102H164ZM182 101H183V100H182ZM186 101H185V103H186ZM209 101H210V100H209ZM219 101L221 102L222 100H219ZM224 101H225V100H224ZM226 101H227V100H226ZM15 102H16V101H15ZM20 102H21V101H20ZM25 102H27V101H23V103H25ZM40 102H41V100H40ZM46 102H45V104H46ZM59 102H60V101H59ZM113 102H114V101H113ZM127 102H128V101H127ZM142 102H143V101H142ZM172 102H173V104L175 103L174 100H173ZM206 102H208V100H206ZM228 102H230V100H229ZM228 102H226V103H228ZM234 102H236V100H235ZM234 102H233V105H235L234 107H235V109L237 110L239 107H238ZM23 103H22V104H23ZM52 103H53V101L51 102V105H52ZM114 103H115V102H114ZM123 103L125 104V102H123ZM123 103H121V104H123ZM130 103L132 104V102H130ZM137 103H138V102H137ZM139 103H140V102H139ZM157 103H158L157 106H155V105L151 106L152 108H154V106H155V108H154V109H156V110H154L155 112H157L158 108L160 107V105H159V101H157ZM169 103H170V102H169ZM185 103H184V104H185ZM203 103L206 104L204 101H203ZM203 103H202V105L205 107L206 105H204ZM230 103H231V102H230ZM236 103H237V102H236ZM249 103H250V102H249ZM20 104H21V103H20ZM26 104H27V103H26ZM53 104H54V103H53ZM192 104H193V103H192ZM208 104H209V102H208ZM210 104H211V101H210ZM210 104H209V105H210ZM237 104H238V103H237ZM243 104H244V103H243ZM250 104L253 105L252 103H250ZM250 104H249V105H250ZM23 105H24V104H23ZM42 105H43V104H41V106H42ZM63 105L65 106L66 104L63 103ZM106 105H108V104H106ZM119 105H120V104H119ZM119 105H117V106H119ZM125 105H126V104H125ZM175 105H177V104H175ZM193 105H194V104H193ZM238 105H239V104H238ZM241 105H242V104H240V106H241ZM256 105H257V104H256ZM27 106H28V105H27ZM33 106H36V104H34ZM44 106L46 107V105H44ZM55 106H56V105H55ZM111 106H112V105H111ZM114 106H115V108L117 107L116 104H115ZM136 106H137L138 109H139V108L141 109V107H139V106H141V103L139 104V106H138V105H136ZM145 106H146V105H145ZM172 106H173V105H172ZM177 106H178V105H177ZM179 106L181 107L180 104H179ZM196 106H197V105H196ZM245 106H246V105H245ZM29 107H30V104H29ZM47 107H49V106H47ZM112 107H113V106H112ZM127 107H128L129 109H127L126 111H123L122 113L125 112L124 114H126V116H127L128 118H130V120H131L133 117L135 118V117L138 116L137 113H138L139 110L136 111L137 108H136V109H132L130 106H127ZM142 107H143V105H142ZM146 107L148 108V107H150V106L148 105V106H146ZM151 107H150V109H152ZM156 107H157V108H156ZM163 107H164V109H163L162 112L164 113L166 107H165L164 105H163ZM207 107H209V106L207 105ZM241 107H242V106H241ZM253 107L258 111L259 108H258L257 106H253ZM38 108L44 109V107H38ZM38 108H37V110H38ZM113 108H114V107H113ZM118 108H120V106L117 107L116 109H118ZM177 108H178V107H177ZM183 108H185V106L182 107V109H183ZM192 108H193V107H191V109H192ZM197 108H200V107L197 106ZM202 108H203V107H202ZM202 108H201V109H202ZM205 108H206V107H205ZM250 108H251V107H250ZM109 109H110V111H111V107H110ZM109 109H108V110H109ZM116 109H115L114 112L117 111ZM167 109H168V106H167ZM169 109H170V108H169ZM171 109H172V107H171ZM175 109H176V108H175ZM175 109H174V111H176ZM185 109H189V107H188V108L186 107ZM191 109H189V110H191ZM243 109H244V108H242L241 112L243 111ZM247 109H248V108H247ZM251 109H252V108H251ZM255 109H253V110H255ZM39 110H40V109H39ZM160 110H162V108H161ZM177 110H178V109H177ZM183 110H184V109H183ZM198 110H199V109H198ZM206 110H208V109H206ZM236 110H234V111H236ZM238 110H240V109H238ZM141 111H143V110L141 109ZM141 111H139L140 114L142 113ZM145 111H146V110H145ZM180 111L182 112V110H180ZM186 111H187V110H186ZM191 111H192V110H191ZM199 111H200V110H199ZM262 111H263L262 113H261V111H260L261 114H260V113L258 114V115H259L258 119H257V116L254 117V118L257 119V121H256V119L254 120V121H256V125H257V126H256V129L254 128V129H255V133L253 134L254 136L251 135L252 137H250V140H252L251 138H254V137H255V140H257V141H255V142H256V144L259 143V145H260L261 142L264 140V109H263V108H262ZM108 112H109V111H108ZM117 112H118V111H117ZM151 112H152V111H151ZM151 112H150V113H151ZM155 112H153V113H155ZM158 112H159V111H158ZM158 112H157V114H156V117H154V118H156V119H158V118H157V115L159 114ZM160 112H161V111H160ZM162 112H161V113H162ZM169 112H170V110H169ZM187 112H188V111H187ZM187 112H185V110L182 112V113H183V115H181V116H182V119H183V117L186 118L187 114H188V115H191V114H189V113H187ZM192 112H193V111H192ZM202 112H203V111H202ZM208 112H210V111L208 110ZM208 112H207V113H208ZM236 112H237V111H236ZM249 112H250V111H249ZM258 112H259V111H258ZM106 113H107V109H106ZM106 113L104 112V115H105ZM112 113H113V109H112ZM144 113H145V112H144ZM153 113H152V116H151V117L154 116ZM179 113H180V112H177L178 115H179ZM182 113H181V114H182ZM186 113H187V114H186ZM194 113H195V110H194L193 114H194ZM233 113H234V112H233ZM245 113H246V111H245ZM256 113H257V112H256ZM102 114H103V113H102ZM110 114H111V113H110ZM110 114H108V115H110ZM116 114H117V113H116ZM146 114H147V111H146ZM148 114H149V112H148ZM170 114L172 115L171 112H170ZM174 114H176V112H175ZM185 114H186V116H185ZM203 114H204V112H203ZM211 114H212V112L210 113V115H211ZM213 114H215V113L213 112ZM241 114L244 115L243 112H242ZM246 114H248V112H247ZM104 115H103V116H104ZM136 115H137V116H136ZM178 115H177V117H178ZM195 115H196V114H195ZM198 115H199V114H198ZM216 115H217V114H216ZM234 115H235V113L233 114V116H234ZM236 115H237V114H236ZM236 115H235V116H236ZM238 115H239V114H238ZM243 115H239V118H240L241 116L243 117ZM251 115H255V114L253 113V111H252ZM251 115H250V116H251ZM256 115H257V114H256ZM106 116H107V115H106ZM126 116L124 115V117H126ZM140 116H141V115H140ZM140 116H139V118H140ZM167 116L169 117V115H167ZM167 116H166V112H165V117H164V114H163V118H167ZM179 116H180V115H179ZM191 116H193V115H191ZM200 116H201V112H200ZM204 116H205V115H204ZM206 116H207V114H206ZM213 116H215V115H213ZM244 116H245V115H244ZM104 117H105V116H104ZM131 117H132V118H131ZM147 117H148V116H147ZM158 117H159V116H158ZM160 117H161V115H160ZM172 117H173V119H174V118L176 117V115H175V116H172ZM187 117H189V116H187ZM196 117H197V116H196ZM215 117H218V116H215ZM236 117H237V116H236ZM120 118H122V117H120ZM120 118L118 117V120H119ZM134 118H133V120H134ZM143 118H144V117H143ZM149 118H150V116H149ZM170 118H171V116H170L168 119H170ZM178 118H179V117H178ZM185 118H184V119H185ZM192 118L195 119L194 117H192ZM192 118H190V120H189L188 118H187V119H188V121L190 122ZM212 118H213V121H214V122L217 121V120L214 119V117H212ZM234 118H235V117H234ZM105 119H108V118H104L103 120H105ZM110 119H111V118H110ZM110 119H109V120H110ZM122 119H123V118H122ZM144 119H145V118H144ZM144 119L142 120V118H141L142 122L144 121ZM147 119H148V118H147ZM151 119H152V118H151ZM156 119H154V120L157 121ZM161 119H162V118H161ZM171 119H172V118H171ZM198 119H201V118L199 117ZM202 119H203V118H202ZM206 119H207V117H206ZM236 119H237V118H236ZM241 119H242V118H241ZM246 119L248 120V117H246ZM251 119H252V117H251ZM109 120H108V123L110 122ZM111 120H112V119H111ZM120 120H121V119H120ZM123 120H124V119H123ZM145 120H146V119H145ZM152 120H153V119H152ZM164 120H165V119H164ZM164 120H162V122L165 123ZM175 120H176V119H175ZM196 120H197V118H196ZM204 120H205V119H204ZM204 120H203V121H204ZM209 120H210V116H209ZM209 120H207V121L210 123ZM242 120H245V119H242ZM35 121L37 122L38 120L35 119ZM121 121H122V120H121ZM128 121H129V119H128ZM139 121H140V120H139ZM146 121H147V120H146ZM146 121H145V122H146ZM149 121H150V119H149ZM149 121H148V122H149ZM158 121H159V120H158ZM170 121H171V120H170ZM176 121H177V120H176ZM176 121H175V122H176ZM180 121H183V122H184V123H180L181 125H183V124H184V126H185V125H188V121H187V120H180ZM245 121H246V120H245ZM251 121H253V119H252ZM254 121H253V122H254ZM32 122H33V121H32ZM112 122H113V121H112ZM118 122H119V121H118ZM118 122L116 121V123H118ZM124 122H125V121H124ZM130 122H132V121H130ZM135 122H136V118H135ZM137 122H138V120H137ZM145 122H144V125H148V124H146V123H148V122H146V123H145ZM166 122H168V120H167ZM191 122H194V121L192 120ZM191 122H190V123H191ZM200 122H201V121H200ZM205 122H206V120H205ZM211 122H212V120H211ZM237 122H239V121H237ZM240 122H243V121H240ZM246 122H248V121H246ZM249 122H250V121H249ZM249 122H248V123H249ZM26 123H27V122H26ZM33 123H34V122H33ZM33 123H32L31 125H35V124L37 125V123H35V124H33ZM38 123H39V121H38ZM102 123H103V122H102ZM105 123H106V121H105ZM125 123H128V122H125ZM138 123H139V125H140V122H138ZM153 123H155L154 125H156V127H157V125H161V124H160V121L157 122V124H156V122H152V121H151V123H149L150 126H149L148 129H147L148 131L151 130V129H149V128H151V127H153L152 130L154 129ZM171 123L173 124V121H172ZM177 123H178V121H177ZM202 123H203V122H202ZM215 123H216V122H215ZM254 123H255V122H254ZM28 124L30 125V122H28ZM43 124H44V123H43ZM118 124H119V123H118ZM118 124H117V125H118ZM130 124H131V123H130ZM133 124H134V123H132L131 126H132ZM142 124H143V123H142ZM194 124H195V123H194ZM197 124H198V123H197ZM200 124H201V123H200ZM206 124H207V123H206ZM36 125H35V126H36ZM41 125H42V124H41V122H40V126H39V125H38V126L41 127ZM105 125H106V124H105ZM107 125H109V124H107ZM107 125H106V126H107ZM113 125H114V124H113ZM115 125H116V124H115ZM128 125H129V123H128ZM135 125H136V124H135ZM151 125H152V126H151ZM170 125H171V124H170ZM174 125H175V124H174ZM178 125H179V124H178ZM178 125H176V126L179 128ZM189 125H191V124H189ZM195 125H196V124H195ZM195 125H194V126H195ZM198 125H199V124H198ZM198 125H197V127H198ZM204 125H205V124H204ZM209 125H211V124H209ZM209 125H208V126H209ZM26 126H27V125H26ZM120 126H122V123H120ZM125 126H127V125H125ZM166 126H169V123H168ZM191 126H192V125H191ZM194 126H193V127H194ZM206 126H207V125H206ZM213 126H214V125H213ZM213 126H211V127H213ZM24 127H25V126H24ZM29 127H30V126H29ZM29 127H27V128H29ZM31 127H32V126H31ZM145 127H147V126H144V128H145ZM159 127H160V126H159ZM163 127H164V126H163ZM173 127H174V126H173ZM27 128H26V129H27ZM32 128H33V127H32ZM35 128H36V127H35ZM44 128H45V126H44ZM104 128H105V126L103 127V125H102V129H104ZM107 128H108V127H106V130H107ZM168 128H169V130H171L172 133L176 136L177 133H174V132H176L175 130H173L174 128L171 129L170 126H169ZM168 128H167V129H168ZM189 128H190V126H189ZM189 128H188V129H189ZM195 128H196V127H195ZM36 129H37V128H36ZM36 129H31V130L36 131ZM42 129H43V128H42ZM110 129H111V128H110ZM156 129H157V128H155V130H156ZM167 129L164 128V130H167ZM180 129H182V128H179V130H180ZM196 129H197V128H196ZM200 129H201V128H200ZM203 129H204V127H203ZM207 129H209V128H207ZM212 129H213V128H212ZM252 129H253V128H252ZM28 130H29V129H28ZM31 130H29L30 132H29V131H28V132H29L30 134L33 135V134H34V133H33L34 131L31 133ZM37 130H38V129H37ZM111 130H112V129H111ZM115 130H117V127H116ZM152 130H151L150 132H152ZM155 130H153V133L155 132ZM157 130H158V129H157ZM164 130L162 131V134H161V131H160V133H159V134H161L160 136L155 135V134H154V135L157 136V138H158V137H163V136L166 135L167 137H166V138L164 137V138L166 139V141H167V139H168V140H169V139H174V140H175L176 137H175V138H172V137H173V136H172V137L170 138V137L168 136L167 133H164ZM176 130H177V129H176ZM182 130H183V129H182ZM182 130L178 131V132H179L178 134H181L180 132H181ZM190 130H191V129H190ZM192 130H193V129H192ZM197 130L199 131V128H198ZM204 130H205V129H204ZM107 131H108V130H107ZM117 131H119V130H117ZM171 131H169V132L171 133ZM173 131H174V132H173ZM186 131H188V130H186ZM201 131H202V129H201ZM212 131H214V130H212ZM212 131H211V132H212ZM230 131H231V130H230ZM17 132H18V131H17ZM36 132H37V131H36ZM42 132H44V131H42ZM45 132L47 133V130H46ZM108 132H109V131H108ZM108 132H107V133H108ZM110 132H112V131H110ZM110 132H109V133H110ZM115 132H116V131H115ZM158 132H159V131H158ZM183 132H185V131H183ZM194 132L196 133V131H194ZM194 132H191V133L194 134ZM226 132H227V131H226ZM226 132H224V134H226ZM38 133H39V132H38ZM146 133H147V131H146ZM153 133H149V132H148V134L151 135L150 137H153L154 139H156L155 136L153 135ZM187 133H188V132H187ZM205 133H206V132H205ZM250 133H251V132H250ZM252 133H253V132H252ZM135 134H136V133H135ZM185 134H186V132H185ZM197 134H198V133H197ZM206 134H207V133H206ZM208 134H209V133H208ZM17 135H18V134H17ZM17 135H16V136H17ZM42 135H43V137L45 136L44 134H42ZM73 135H74V134H71V136H72V139H71V140H72V142L74 143L75 141L73 140V138H75V137H74L75 135H74V136H73ZM109 135H113V134L110 133ZM146 135H147V134H146ZM194 135H195V134H194ZM209 135H210V134H209ZM209 135H207V136L209 137ZM247 135H248V134H247ZM18 136H20V140H21V139H22V136H24V135L21 136V135L19 134ZM18 136H17V137H18ZM28 136H29V135H28ZM48 136H49V135H48ZM178 136H179V135H178ZM182 136H185V135L183 134ZM195 136H196V135H195ZM199 136H200V135H199ZM199 136H197V137H198V138H201V137H199ZM202 136H203V134H202ZM211 136H212V135H211ZM214 136H216V135H214ZM223 136H226V137L228 138L229 135L227 136V134H226V135H223ZM241 136H242V135H241ZM26 137H27V136H26ZM26 137H25V138H26ZM37 137H38V135H37ZM39 137H40V136H39ZM114 137H115V136H114ZM137 137H139V136H137ZM168 137H169V138H168ZM179 137H180L181 139H185V138H182L181 136H179ZM216 137H217V136H216ZM220 137L222 138V136H220ZM239 137H240V136H239ZM18 138H19V137H18ZM25 138H24V139H25ZM27 138L30 139V136L27 137ZM31 138H32V137H31ZM41 138H42V137H41ZM45 138H47V137H45ZM204 138H207V137H204ZM212 138L214 139L213 136H212ZM218 138H219V137H218ZM245 138H246V135H245ZM24 139H23V140H24ZM34 139H35V138H34ZM37 139H38V141H41V139L36 138V140H37ZM75 139H76V138H75ZM116 139H117V138H116ZM130 139H131V138H130ZM138 139H139V138H138ZM149 139H150V138L147 137L146 140H149ZM178 139H179V138H178ZM181 139H179V140H181ZM201 139H202V138H201ZM207 139H208V138H207ZM216 139H217V138H216ZM232 139H233V138H231V140H232ZM236 139H237V138H236ZM246 139H247V138H246ZM13 140H14V139H13ZM20 140H19V141H20ZM25 140H26V139H25ZM42 140H44V139H42ZM48 140H49V139H48ZM67 140L69 141V139H67ZM112 140H113V139H112ZM117 140H118V139H117ZM136 140H137V139H136ZM151 140H152V138L149 140V142H151ZM198 140H199V139H197V141H198ZM214 140H215V139H214ZM224 140H225V139H224ZM229 140H230V139H229ZM19 141H16V140H15V142H17V143H18ZM31 141H33V139H32ZM31 141H30V142H31ZM44 141H45V140H44ZM64 141H65V140H64ZM68 141H67V142H68ZM115 141H116V140H115ZM128 141L130 142L131 140H128ZM137 141H138V140H137ZM139 141H140V143H141L142 140H139ZM156 141H157V140H156ZM161 141H162V139H159V140H158V142H161ZM191 141H192V140H191ZM197 141H192L193 144L191 145V148H193L194 146L196 147L197 144H200V143H201L200 141H199V143H198ZM212 141H213V140H211V142H212ZM216 141H218V140H216ZM225 141H226V142H225ZM225 141H224V142L226 143V144H225V147L222 146V148H221V149H224V151H225V148H226V145H227V141H228V140H225ZM234 141H235V143H236V141H239V140L237 139V140H234ZM234 141H233V142H234ZM11 142H13V141H11ZM21 142H22V141H20V143H21ZM23 142H24V141H23ZM27 142H28V141H27ZM34 142H35V140H34ZM36 142H37V141H36ZM36 142H35V143H36ZM90 142H91V141H90ZM117 142H118V141H117ZM134 142H135V140H134ZM142 142L148 143V141L146 142V141H144V140H143ZM173 142H174V141H173ZM179 142H180V141H179ZM181 142H182V140H181ZM192 142H191V143H192ZM203 142L205 143V141H203ZM207 142L209 143L210 140L208 139ZM248 142H249V141H248ZM253 142H254V141L252 140V143H253ZM39 143H40V142H39ZM39 143H38V144H39ZM44 143H46V142H44ZM47 143H48V142H47ZM123 143H124V142H123ZM177 143H178V141H177ZM191 143H190V144H191ZM235 143H234V144H235ZM240 143H241V144L244 143V146H246V145H245V142H242V140H241ZM12 144H14V143H12ZM24 144H25V143H24ZM29 144H30V143H29ZM36 144H37V143H36ZM42 144H43V143H42ZM63 144H64V143H63ZM70 144H71V143H70ZM79 144H80V142H79ZM120 144H121V143H120ZM137 144H138V143H137ZM157 144H158V143H157ZM166 144H167V143H164V142L161 143V146H162V148H163V149H161V150H164L165 148L169 147V142H168V145H167V146H166ZM172 144H173V143H172ZM175 144H176V143H175ZM217 144L219 145V141L217 142ZM220 144H222L221 141H220ZM231 144L233 145V143H229L230 146H231ZM16 145H18V144H16ZM43 145H44V144H43ZM45 145H46V144H45ZM76 145H77V144H76ZM89 145H90V144H89ZM111 145H112V144H111ZM116 145H118V144H116ZM129 145H130L129 143H128V145H126V149L131 148L130 150H132V147L129 146ZM131 145H132V143H131ZM158 145L160 146V144H158ZM158 145H157V146H158ZM179 145H180V143L178 144V146H179ZM200 145H201V144H200ZM208 145H209V144H208ZM218 145H217V146H218ZM222 145H223V144H222ZM229 145H228L227 148H230ZM239 145H240V144H239ZM239 145L236 144V147L240 149L241 147H239ZM247 145L249 146V145H251V144H247ZM262 145H263V147H264V143H263ZM20 146H21V144H20ZM25 146H26V145H25ZM27 146H28V145H27ZM38 146H39V145H38ZM46 146H48V145H46ZM60 146L62 147V144H61ZM73 146H74V148H75V145H73ZM82 146H83V144H82ZM150 146H151V144H150ZM161 146H160V148H161ZM164 146H165V147H164ZM171 146H172V145L170 144V148H171ZM185 146H186V145H185ZM220 146H221V145H220ZM248 146H247V147H248ZM254 146H255V145H254ZM17 147H19V146H17ZM21 147H22V146H21ZM32 147H33V145H32ZM41 147H42V145H41ZM77 147H79V145H77ZM84 147H85V146H84ZM86 147H87V145H86ZM116 147H117V146H116ZM119 147H120V146H118L117 148H119ZM134 147H136V145L133 143V149H134ZM141 147H142V148H141ZM145 147H147V146H145ZM145 147H144V145H143V146H140V148L143 150L144 153H145V150H146ZM152 147H153V146H152ZM174 147H175V149H176V146H174ZM180 147H181V146H180ZM180 147H179V148H180ZM188 147H190V146L187 145L186 148H185V147H184V148H185L186 150H188ZM195 147H194V148H195ZM203 147H204V145H203ZM203 147H200V148H199V152L201 151V150H200L201 148L203 149ZM210 147H212V149H213V145L210 146ZM232 147H233V146H232ZM251 147H252V146H251ZM256 147H257V146H256ZM25 148H26V147H25ZM29 148H30V145H29ZM35 148H36V147H35ZM43 148H44V147H43ZM56 148L58 149L59 147H56ZM66 148H67V147H66ZM70 148H71V146H70ZM82 148H83V147H82ZM113 148H114V147H113ZM143 148H144V149H143ZM148 148H149V147H148ZM172 148H173V147H172ZM172 148H171V149H172ZM177 148H178V147H177ZM184 148H183V149H184ZM205 148H206V147H205ZM208 148H209V147H208ZM215 148H217V147H215ZM254 148H255V147H254ZM30 149H31V148H30ZM32 149H33V148H32ZM32 149H31V151H32ZM45 149H46V150H45ZM45 149H44L45 151L48 150V148H45ZM51 149H52V148H51ZM60 149H61V148H60ZM63 149H64V147H62V150H63ZM71 149L73 150V147H72ZM79 149H80V147H79ZM135 149L137 150V148H135ZM195 149H196V148H195ZM209 149H211V148H209ZM244 149H245V148H244ZM248 149H249V147H248ZM252 149H253V148H251V150H252ZM259 149H260V150H259ZM38 150H39V149H38ZM44 150H42V151H44ZM66 150L68 151V149H66ZM114 150H115V149H114ZM121 150H122V149H121ZM136 150H135V152H138V153L142 152L140 149L137 150V151H136ZM148 150H149V152H150V149H148ZM151 150H153V149H151ZM154 150H155V149H154ZM156 150H157V148H156ZM156 150H155V151H156ZM161 150H160V155H161ZM165 150L167 151L168 149H165ZM189 150H190V149H189ZM189 150H188V151H189ZM203 150H204V149H203ZM206 150H208V149H206ZM215 150L217 151V149H215ZM240 150H241V152L243 151L242 149H240ZM258 150H259V152H263V149H262V151H261V147H260V146L258 147ZM42 151L40 150V152H39L40 154H37V155H42ZM57 151L60 152L61 150H57ZM119 151H120V150H119ZM169 151H170V150H169ZM171 151H172V150H171ZM204 151H205V150H204ZM230 151H231V149H230ZM235 151H236V149H235ZM246 151H247V152H244V154L247 153V155H245V156H248V155H249V154H248V150H246ZM255 151H257V150H255ZM47 152H48V151H47ZM47 152H46V154H47ZM62 152H63V151H62ZM132 152H133V151H132ZM132 152H131V153H132ZM135 152H134V153H135ZM143 152H142V153H143ZM185 152H186V151H185ZM190 152H191V151H190ZM195 152H196V151H195ZM201 152H202V151H201ZM207 152H208V151H207ZM222 152H223V151H222ZM231 152H232V151H231ZM238 152H239V151H238ZM36 153H37V150H36ZM36 153H34V154L36 155ZM50 153H52V152H50ZM63 153H64V152H63ZM71 153H72V152H71ZM84 153H85V152H84ZM123 153H124V152H122V155H123ZM126 153H127V152H126ZM134 153H133V155H134ZM146 153H148V152H146ZM152 153L156 154L154 151H153V152L151 151V154H152ZM162 153H164V152H162ZM172 153H173V151L171 152V154H172ZM178 153H181V152H178ZM182 153H183V152H182ZM182 153H181V154H182ZM192 153L194 154V152H192ZM219 153H220V152H218L217 155H218ZM227 153H228V152H227ZM232 153H233V154H236V152H235V153L232 152ZM232 153H231V154H232ZM253 153H254V152H252V154H253ZM31 154L33 155V153H31ZM46 154H44V155L47 156ZM48 154H49V153H48ZM54 154H55V152H54ZM65 154H66V153H65ZM120 154H121V153H120ZM120 154H119V155H120ZM148 154H149V153H148ZM154 154H153V155H154ZM157 154H158V153H157ZM174 154H175V153H174ZM186 154H187V153H185V155H186ZM228 154H229V153H228ZM233 154H232V156H230L231 158L233 157ZM237 154H238V153H237ZM240 154H241V153H240ZM252 154H251V152H250V156H251ZM262 154H264V153H262ZM32 155H31V156H32ZM35 155H34V157L36 158L37 155H36V156H35ZM52 155H53V154H52ZM71 155H72V154H71ZM119 155L116 154V155H114V156H115V157H118ZM122 155H120V156H122ZM125 155H126V154H125ZM125 155H124V156H125ZM129 155H132V154H129ZM149 155H150V154H149ZM175 155H176V154H175ZM177 155H178V154H177ZM182 155H183V154H182ZM187 155H188V154H187ZM194 155L196 156V154H194ZM207 155H208V154H207ZM219 155H220V154H219ZM241 155H242V154H241ZM260 155H261V153H260ZM26 156H29V155H26ZM54 156H55V155H54ZM66 156H68V154H67ZM66 156H65V158H66ZM189 156H190V154H189ZM203 156H204V155H203ZM205 156H206V155H205ZM205 156H204V157H205ZM214 156H215V155H214ZM224 156H225V155H224ZM238 156H240V155L238 154ZM252 156H253V155H252ZM263 156H264V155H263ZM62 157H63V155H61V157L57 156V157H54V158H55V160H56V158L59 160V158L62 159ZM69 157H70V156H69ZM152 157H153V156H152ZM156 157H157V156H156ZM199 157L201 158V156H199ZM199 157H198V159H199ZM248 157H249V156H248ZM248 157H247V158H248ZM253 157H254V156H253ZM29 158H31L30 156H29L27 159L32 161V159H29ZM40 158H41V157H39V160H38V161H41ZM50 158H52V156H50ZM54 158H53L52 161H54ZM92 158H93V157H92ZM92 158L90 157V160H92ZM153 158H155V156H154ZM186 158H187V157H186ZM189 158H190V157H189ZM191 158H192V157H191ZM195 158H196V157H195ZM206 158H209V157L206 156ZM206 158L204 159L205 161L207 160ZM215 158H216V157H215ZM219 158H220V157H219ZM231 158H230V161H229V162H231V161L236 162V161L238 160V158H237L236 156H235L234 158L237 159V160H233V158H232V160H231ZM249 158H251V157H249ZM249 158H248V160H247L248 162L250 161ZM262 158L264 159V157H262ZM37 159H38V156H37ZM175 159H176V160H180V159H178V158H175ZM228 159H229V157H228ZM228 159H225V160L228 161ZM240 159H241V158H240ZM34 160H35V159L33 158V161H34ZM58 160H57V161H58ZM66 160H68V159H66ZM66 160H65V162H66ZM140 160H141V159H139L138 162H140ZM145 160H146V159H145ZM189 160H191V159H189ZM194 160L196 161V159H194ZM194 160L192 161V163L194 162ZM199 160H200V159H199ZM202 160H203V158H202ZM217 160H219V159L217 158ZM220 160H221V159H220ZM241 160H242V159H241ZM251 160H253V159H251ZM36 161H37V160H36ZM36 161H34V163H35ZM45 161H46V160H45ZM146 161H147V160H146ZM148 161H149V160H148ZM148 161H147V162H148ZM185 161H186V160H185ZM187 161H188V160H187ZM207 161H208V160H207ZM207 161H206V162H207ZM221 161H223V160H221ZM247 161H245V162L247 163ZM262 161H264V160H262ZM262 161L260 160L261 163H262ZM42 162H43V161H42ZM196 162H197V164L199 165L198 160H197ZM206 162H205V164H207ZM250 162H251V161H250ZM252 162H253V164L255 163V161H252ZM257 162H259V161H257ZM36 163H37V162H36ZM38 163H39V162H38ZM43 163H44V162H43ZM53 163H54V162H53ZM59 163H60V162H59ZM62 163H63V162H62ZM62 163H60L59 165H61ZM175 163H176V162H175ZM187 163H188V162H187ZM209 163H210V162H209ZM223 163H224V165H225V161H223L222 164H223ZM231 163H232V162H231ZM240 163H241V162H240ZM67 164H68V163H67ZM139 164H140V163H139ZM141 164H142V163H141ZM141 164H140V165H141ZM173 164H174V163H173ZM195 164H196V163H195ZM211 164H213V163H211ZM215 164H217V163H215ZM232 164L234 165V163H232ZM237 164H238V163H237ZM250 164H251V166H252V163H250ZM29 165H30V167H31V162H29ZM35 165H36V164H35ZM38 165L41 166L42 164L40 163V164H38ZM46 165H47V162H46ZM46 165H45V166H46ZM48 165H50V163H49ZM48 165H47V166H48ZM59 165H58V166H59ZM63 165H64V163H63ZM228 165H229V166H227V164H226L227 167H229V168L232 167L230 164H228ZM247 165H249V164H247ZM222 166H223V165H222ZM222 166H221V167H222ZM239 166H240V165H239ZM261 166H262V164H261ZM34 167H35V166H34ZM54 167H55V166H54ZM54 167H53V168H54ZM198 167H199V166H198ZM214 167L216 168L217 166H214ZM236 167H237V166H236ZM44 168H47V167H44ZM58 168H59V167H58ZM58 168H57V169H58ZM60 168H62V167H60ZM211 168H213V167L211 166ZM255 168L257 169V167H255ZM259 168H260V167H259ZM39 169H41V168H39ZM67 169H68V168H67ZM221 169H222V168H221ZM227 169H228V168L224 167V170H227ZM233 169H235V168H233ZM262 169H263L262 171L264 172V167H262ZM37 170H38V169L36 168L35 171H37ZM61 170L63 171V169H61ZM197 170H198V169H197ZM197 170H196V171H197ZM251 170H252V169H251ZM62 171H61V172H62ZM65 171H67V170H65ZM75 171H76V170H75ZM75 171H74V172H75ZM218 171L220 172V169H219V168H218ZM222 171H223V170H222ZM234 171H235V170H234ZM59 172H60V171H59ZM61 172H60V175L63 174V173L61 174ZM74 172H72V173H70V174H68V175H71V174L73 175ZM76 172H77V171H76ZM215 172H216V171H215ZM235 172H236V171H235ZM237 172H238V171H237ZM252 172H253V171H252ZM65 173H66V172H65ZM65 173H64V174H65ZM242 173H243V172H242ZM253 173H254V172H253ZM261 173H262V172H261ZM261 173H260V175L264 176V175L261 174ZM38 174H40V173H38ZM58 174H59V173H58ZM78 174H83V173H79V172H78ZM92 174H94V173L92 172ZM96 174H97V172H95V175H94L95 177H97ZM101 174H102V173H100V175H101ZM159 174H160V172H159ZM222 174H223V173H221V175H222ZM239 174H240V172H239ZM244 174H245V173H244ZM83 175H84V174H83ZM83 175H82V176H83ZM87 175H88V174H87ZM87 175H85L84 177H82V180H79V181L81 182V181L84 180V181L87 182V184L89 183V184L91 185V187H92V188L90 187V189H93V188L96 189L97 187H99V185H98V184H99V183H98V180H99V178H101V177H98V178H95V177H94V178H92L93 176H91V173H90V176H91V177H88ZM102 175H103V174H102ZM224 175L226 176V173H225ZM234 175H235V174H234ZM237 175H238V174H237ZM254 175H255V174H253V176H254ZM257 175H258V174H257ZM257 175H255L256 177H254V179L260 180L259 178H261V176H257ZM38 176H39V175H38ZM38 176H37V177H38ZM98 176H99V175H98ZM134 176H135V175L133 174V177H134ZM139 176H140V175H139ZM230 176H231V175H230ZM238 176L240 177V175H238ZM60 177H61V176H60ZM60 177H59V178H60ZM62 177H63V176H62ZM65 177H66V176H65ZM65 177L61 178V179H63V181H62L63 183L65 182V181H64ZM67 177H69V176H67ZM75 177H76V176H75ZM77 177H78V175H77ZM77 177H76V178H77ZM133 177H132V178H133ZM218 177H219V176H217V178H218ZM221 177H223V176H221ZM243 177L246 178V176L244 175V176H241L240 179L243 178ZM247 177L250 178V175H248ZM136 178H137V175H136ZM138 178H139V177H138ZM227 178H228V177H227ZM227 178H226V179H227ZM231 178H233V176H232ZM237 178H238V177H237ZM39 179H40V177H39ZM41 179H42V177H41ZM67 179H69V178H67ZM70 179H72V178L70 177ZM139 179H140V178H139ZM142 179H143V178H142ZM224 179H225V178H223V180H224ZM226 179H225V181H226V183H227V182H228L227 180H228V179L230 180V178H228L227 180H226ZM252 179H253V177H252ZM65 180H66V179H65ZM134 180H135V179H134ZM156 180H157V179H156ZM158 180H159V178H158ZM223 180H222V184L225 182V181L223 182ZM243 180H244V178H243ZM243 180H242V181H243ZM250 180H251V178L249 179V181H250ZM257 180H256V182H257ZM261 180H262V183H263V182H264V179L261 178ZM72 181H73V180H72ZM77 181H78V180H76V182H77ZM101 181H102V180H101ZM145 181H146V179H145ZM145 181H144V183H145ZM154 181H155V179H154ZM235 181H236V179H235ZM239 181H240V180H239V178H238V181H237V182H239ZM18 182H19V181H18ZM40 182H41V181H40ZM40 182H39V183H40ZM66 182H68V180H66ZM66 182H65V183H66ZM104 182H105V181H104ZM107 182H108V179H107ZM155 182H156V181H155ZM157 182H158V181H157ZM237 182H235V183L237 184ZM252 182H253V180H252ZM252 182H251V183H252ZM41 183H42V182H41ZM41 183H40V185H41ZM54 183H55V182H54ZM68 183H69V182H68ZM134 183H135V182H134ZM136 183H137V182H136ZM159 183H160V180H159ZM240 183H242V182H240ZM244 183H245V182H244ZM248 183H249V182H248ZM23 184H24V181H23ZM49 184H52V182L49 183ZM69 184H71V183H69ZM150 184H151V182H150ZM156 184H157V183H156ZM231 184L233 185V187L235 186V185H234V182H231ZM238 184H239V183H238ZM253 184H254V183H253ZM16 185H17V184H16ZM20 185L22 186V181H21ZM24 185H25V184H24ZM24 185H23V186H24ZM42 185H43V184H42ZM42 185H41V186H42ZM66 185H67V184H66ZM75 185H76V184H75ZM90 185H89V186H90ZM145 185H146V184H145ZM147 185H148V184H147ZM246 185H247V184H245V186H246ZM254 185H255V184H254ZM257 185H259V192H264V184L257 183ZM17 186H18V185H17ZM44 186H45V184H44ZM46 186H47V184H46ZM51 186H53V185H51ZM54 186H56V183L54 184ZM54 186H53V187H54ZM76 186H77V185H76ZM83 186H86V184L84 185V182H83ZM87 186H88V185H87ZM137 186H138V184H137ZM155 186L157 187L158 185H155ZM236 186H237V185H236ZM245 186H244V187H245ZM247 186H248V185H247ZM18 187H19V186H18ZM48 187H49V186H48ZM53 187H51V189H53ZM156 187H155V190H156ZM231 187H232V186H231ZM23 188H24V187H23ZM23 188L21 187V189H23ZM66 188H68V187H66ZM69 188H71V186H69ZM227 188H228V187H227ZM237 188H238V187H237ZM242 188H243V187H242ZM87 189H88V187H87ZM90 189H88V191H89ZM94 189H93V190H94ZM150 189H151V188H150ZM153 189H154V188H153ZM239 189H241L240 185H239L238 191H239ZM247 189L249 190V188H247ZM247 189L245 188V190H246L245 193H246V194H249V193H252V192H253L252 190H254V189H256V188H251V189H252V190H251L252 192L249 190V191H250L249 193L247 192V191H248ZM93 190H92V191H93ZM107 190H108V189H107ZM107 190H105V192H106ZM228 190H229V188H228ZM231 190H232V189H231ZM233 190L236 191L237 189L234 188ZM92 191H91V193H93ZM95 191H96V190H94V192H95ZM97 191H98V190H97ZM97 191H96V192H97ZM101 191H102V190H101ZM226 191H227V190H226ZM226 191H225V193L227 194ZM243 191H244V189H243ZM243 191H241V192L243 193ZM255 191H256V190H255ZM89 192H90V191H89ZM103 192H104V191H103ZM241 192H240V193H241ZM109 193L112 195L111 190H110V192H106L107 195H109ZM234 193H235V192H234ZM234 193H232V194L234 195ZM236 193H237V191H236ZM236 193H235V194H236ZM254 194H255L256 197H257V193L255 192ZM254 194L252 193V195H254ZM101 195H102V194H101ZM107 195H106V196H107ZM261 195L263 196L264 194H261ZM109 196H110V195H109ZM227 196H228V195H227ZM227 196H226V195H225V196L223 195L224 198H219V199H223V200H224L225 197H226L227 199H226V201H224V202H223V201H220V203H217V205L220 204L221 207H224L225 202L227 203V201H229ZM235 196H236V195H235ZM238 196H239V193H238ZM246 196L249 197L248 195H246ZM258 196H259V195H258ZM240 197H241V196H240ZM242 197H243V196H242ZM253 197H255V196H253ZM253 197H252V198H253ZM107 198H108V196H107ZM109 198H110V197H109ZM259 198H260V199H259ZM259 198H256V199H257V200L259 199V200L262 201L261 196H259ZM219 199H217V201H219ZM242 199H243V198H242ZM248 199H249V198H248ZM237 200H239V199H237ZM243 200H244V199H243ZM234 201H235V202H234V204H235V203H236V200L234 199ZM240 201H241V200H240ZM247 201H248V200H245L246 203L249 202V201H248V202H247ZM261 201H259V202L261 203ZM221 202H223V204H221ZM251 202H252V201H251ZM144 203H145V202H144ZM228 203H229V202H228ZM232 203H233V202H232ZM232 203H231V204H232ZM249 203H250V202H249ZM253 203H254V202H253ZM253 203H252V204H253ZM255 203H256V202H255ZM262 203H263V209H264V201H263ZM262 203H261V204H262ZM237 204H238L237 206H240V205H241V206H244V205H245V203H244V204H243V203H242V204L237 203ZM252 204H248V205L251 206ZM235 205H236V204H235ZM235 205H234V206H235ZM248 205H247V207H249ZM225 206H227V209L229 208V204H226ZM241 206H240V208H242V209L244 208V209H245V206H246V205H245L244 207H241ZM258 206H259V205H256V208H257ZM254 207H255V206H254ZM261 207H262V205H261ZM230 208H231V206H230ZM218 209H219V206H218ZM218 209H217V211H218ZM225 209H226V208L224 207V210H225ZM227 209H226V211L228 212L229 210H227ZM246 209H247V208H246ZM246 209H245V210H246ZM249 209H250V208H249ZM252 209H253V208H252ZM259 209H260V208H259ZM261 209H262V208H261ZM181 210H182V209H181ZM221 210H222V209H221ZM221 210H220V213L222 212V213H221V214H222V218H225V219L227 220V216L229 215V213H228V214H224V215H226V217H223V212H224V213H226V212H225L224 210H223V211H221ZM235 210H236V208H235ZM239 210H240V209H239ZM240 211H242V210H240ZM247 211H248V209H247ZM257 211H258V210H257ZM259 211L261 212V210H259ZM218 212H219V211H218ZM237 212H239V211L237 210ZM242 212H243V211H242ZM260 212H259V214H257V216H255V218L253 217V218H254V220H253V224H251V223L249 222L250 220L247 218V219L249 220L248 223L251 224V225H249V226L258 227V228H256V229H262V228L264 229V220L262 219V215L260 214ZM220 213H219V214H220ZM250 213H251V211H250ZM250 213H249V214H250ZM254 213H256V212H254ZM261 213H262V212H261ZM244 214H245V216H246L247 212L245 211ZM244 214H243V215H244ZM262 214H263V213H262ZM232 215H233L234 219L236 220V218H235V217H236V214H234V212H233V214L230 213V216H232ZM240 215H241V213H240ZM240 215H239V216H240ZM254 215H256V214H254ZM219 216H220V215H219ZM230 216L228 217V219L231 218ZM237 216H238V215H237ZM220 217H221V216H220ZM243 217H244V216H243ZM246 217H248V216H246ZM239 218H240V217H239ZM239 218H238V219H239ZM250 218H251V217H250ZM219 219L222 220L221 218H219ZM234 219H232V220H233V223H234V224H233L234 226H233L232 228H233L234 231L236 232L237 230H236V227H235V226H237V228H238L239 226H238V225H235V223L237 224L238 219L236 220L237 222H235ZM244 219H245V218H242V217H241V220H242L243 224L246 225V224L244 223V221H245ZM230 220H231V219H230ZM243 220H244V221H243ZM251 220H252V219H251ZM150 222H151V221L147 222L148 225H150ZM221 222H222L221 224L223 225V221H221ZM224 222H225V221H224ZM228 223H229V222H228ZM228 223H227V221L225 222V224H228ZM238 223H239V225H240V227H241V226H242V225H241L242 223H241L240 221H239ZM240 223H241V224H240ZM219 224H220V223H219ZM146 225H147V224L144 223V226H143V227L146 228V227H147ZM228 225L231 226V224H228ZM224 226L226 227V225H224ZM221 227H222V226H221ZM240 227H239V230H240V231H238V232L241 233V234H243V233H242L243 231L241 230L242 227H241V228H240ZM244 227H245V226H244ZM247 227H248V226H247ZM226 228H229V226H227ZM230 228H231V227H230ZM230 228H229V231L231 230V231H230L231 233L229 232V234H230V236H233V242H234V241H236L234 238L239 237V236H237L238 233H234V234H235V235H234L233 232H232V229H230ZM250 228L252 229V227H249V230H250ZM222 229H223V228H222ZM224 230H225V229H224ZM245 230L248 231V229H245ZM252 230H253V229H252ZM227 231H228V230H227ZM241 231H242V232H241ZM256 231H257V230H256ZM224 232L226 233V231H224ZM252 232H253V231H252ZM258 232H260V234L257 233L258 238L261 240V237H264V234H263L264 232H263V230L258 231ZM122 233H123V231H122ZM253 233H255V230H254ZM253 233H252V236L243 234L244 236H247V237H248V240H249V241H248V244H251V243H250L251 237L256 238V237H255L256 235L253 236V235H254ZM261 233H262V234H261ZM120 234H121V232H120ZM123 234H124V233H123ZM123 234H122V235H123ZM226 234H227V233H226ZM236 234H237V235H236ZM241 234H240V237H242ZM247 234H249V233H247ZM259 235H260V236L263 235V236L259 237ZM119 236H121V235H119ZM230 236H229V235L226 236V240H228V241L231 240V241H232V238H231ZM234 236H236V237H234ZM121 237H122V236H121ZM228 237L231 238V239H228ZM224 238H225V237H224ZM224 238H223V239H224ZM258 238H257V241L259 240ZM245 239H246V238H245ZM245 239L243 238V241H242V242H237V244H238L239 246H240V245L243 246V243L245 242ZM263 239H264V238H263ZM263 239H262V240H263ZM221 240H222V239H221ZM238 240H239V239H237V241H238ZM241 240H242V238H241ZM262 240L260 241V242H261V245L258 244V245H259L258 247L262 246V249H260L261 252H263V248H264L263 245H262V243L264 242V240H263V241H262ZM117 241L119 242V240H117ZM133 241H134V240H133ZM222 241H223V240H222ZM231 241H230V243H231ZM239 241H240V240H239ZM254 241H255V240H254ZM115 242H116V241H115ZM119 243H120V242H119ZM119 243H118V244H119ZM135 243L137 244V241H135ZM223 243H224V242H223ZM223 243H222V244H223ZM225 243L227 244L228 242L225 241ZM235 243H236V242H235ZM44 244H46V242H45ZM114 244L117 245V242L114 243ZM120 244H121V243H120ZM120 244H119V247L117 246V247H118V248H117V251H118V249H119V250L121 249V248H120ZM233 244H234V243H233ZM237 244H236V245H237ZM246 244H247V242H246ZM236 245H235V246H236ZM238 245H237V246H238ZM244 245H245V243H244ZM252 245L254 246V245H255V242L253 243V241H252L251 246H252ZM256 245H257V244H256ZM225 246H226V245L224 244V246H223V247H224V250L227 248V247H225ZM241 246H240V247H241ZM121 247H122V246H121ZM134 247H135V246H134ZM240 247H239V249H241ZM243 247H245V246H243ZM243 247H242V248H243ZM246 247H247V246H246ZM248 247L250 248V245H249ZM248 247L245 248V249L247 250ZM114 248H115V247H114ZM228 248L231 249V248H234V247L228 244ZM251 248H252V247H251ZM251 248H250V250H251ZM254 248H255V246H254ZM41 249H42V248H41ZM136 249H137V248H136ZM229 249H228V250L226 249V251H227L228 253H230V250H229ZM234 249H235V248H234ZM46 250H47V249H46ZM115 250H116V248H115ZM224 250L222 251L223 253H224ZM237 250H238V249H237ZM237 250L235 249L236 252H237ZM241 250H242V249H241ZM241 250H239V251H241ZM253 250L255 251L256 249H253ZM253 250H252V251H253ZM43 251H44V252H43ZM43 251H42V252L45 253V250H44V249H43ZM122 251L124 252V249L121 250V252H122ZM247 251H249V250H247ZM254 251H253V252H254ZM258 251H259V250H258ZM121 252H120V253H121ZM222 252H221V253H222ZM232 252H233V249H232ZM253 252H252V253H253ZM118 253H119V252H118ZM228 253H227V255L229 256ZM233 253H235V252H233ZM239 253H240V252H239ZM239 253H238V254H239ZM245 253H246L245 255H247V253H249V252H245ZM256 253H257V254L253 253L252 255L249 253V255H248L249 258H250V257H253V258L255 257V258H256L257 255H259V257H261V256H260L261 253H260V254H258V252H256ZM122 254H123V253H122ZM122 254H121V255H122ZM224 254H225V253H224ZM224 254H223V256H226V254H225V255H224ZM235 254H236V253H235ZM235 254H234V256H235ZM238 254H237V255H238ZM240 254H241V253H240ZM240 254H239V256H240ZM262 254H264V253H262ZM262 254H261V255H262ZM46 255H47V254H46ZM220 255H221V254H220ZM250 255H251V256H250ZM253 255H256V256H253ZM228 256H227V257H221V258H223V260H224L225 258H227V262H230V263H233V262H234V263H236V262H235V258L233 257L234 260L231 258L232 256H229V258L231 259V261H230V260L228 261ZM239 256H238V257H239ZM47 257H48V256H47ZM238 257L236 256L237 259H238ZM257 257H258V256H257ZM243 258H245V257H244V254H243ZM246 258H247V257H246ZM219 259H220V256H219ZM237 259H236V260H237ZM256 259H257V260H256ZM256 259H253V260H256V262H259L258 258H256ZM259 259L261 260V258H259ZM220 260H221V259H220ZM220 260H218V262H219ZM238 260H239L240 263L242 262V261H240V260H241L240 258H239ZM247 260H248V259H247ZM247 260H246V261H247ZM249 260H250V259H249ZM251 260H252V259H251ZM119 261L121 262V260H119ZM119 261H117V262H119ZM122 261H123V260H122ZM224 261H225V260H224ZM243 261H245V260L243 259ZM42 262H43V261H42ZM45 262H46V259H45ZM129 262H133V261H130V260H129ZM220 262H221V261H220ZM239 262H238V264H240ZM247 262H248V261H247ZM254 262H255V261H254ZM254 262H253V263H254ZM256 262H255V263H256ZM224 263H225V262H224ZM242 263H243V262H242ZM242 263H241V264H242ZM245 263H246V262H245ZM253 263H252V264H253ZM123 264H124V263H123ZM225 264H229V263H225ZM248 264H250V263H248ZM258 264H259V263H258Z\"/></svg>","mask_w":264,"mask_h":264}]
</instances>
